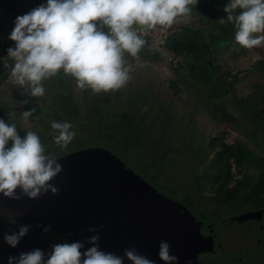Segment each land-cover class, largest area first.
Wrapping results in <instances>:
<instances>
[{"label": "clouds", "instance_id": "clouds-1", "mask_svg": "<svg viewBox=\"0 0 264 264\" xmlns=\"http://www.w3.org/2000/svg\"><path fill=\"white\" fill-rule=\"evenodd\" d=\"M198 3L199 0H47L16 18L8 37L15 46L8 48L0 62L10 68L13 82L32 97L44 96L42 82L61 71L74 78L79 89H91L93 93L115 91L129 80L125 53L137 58L146 43L138 32L157 26L171 28L177 18L189 16L190 6ZM223 11L226 19L218 22L234 25L239 46L253 49L264 45V35H255L264 33V0H230ZM34 111L22 113L25 122ZM51 128L57 133L53 141L61 149H66L76 135L67 121H52ZM45 153L35 132L21 137L15 124L0 119V194L14 201L23 197L38 200L49 192L58 195L59 188L50 182L63 167L55 155ZM9 223L16 225L17 221L10 217ZM30 228L20 224L18 231L4 234V243L15 249ZM50 230L51 225L42 229L44 234ZM88 231L96 234L85 242L54 244L47 258L37 248L8 256L7 264H125V259L129 264H155L134 248L125 249L123 256L102 251L97 230ZM85 243L90 245L86 250ZM158 256L163 264H178L166 241L160 242Z\"/></svg>", "mask_w": 264, "mask_h": 264}, {"label": "rangeland", "instance_id": "rangeland-1", "mask_svg": "<svg viewBox=\"0 0 264 264\" xmlns=\"http://www.w3.org/2000/svg\"><path fill=\"white\" fill-rule=\"evenodd\" d=\"M13 1H15V6H12L11 9L16 10L17 8V11L23 14L28 13L41 4L47 3V0H29V4L17 7V0ZM229 2L230 0H199L196 7L190 6L192 11L189 16L177 19H188L192 22L197 19L202 26L205 27L207 25L209 27L210 23L215 28L217 25H220L218 22L220 19H226V13L223 9ZM2 15L4 16V14ZM16 18L17 16L14 13L11 14V18L8 17L3 20L0 18L1 47L3 46L4 39L8 38L11 34ZM220 26L224 28L217 29L210 37V29L204 32L196 30L193 27L182 28L179 30L181 31L180 33L179 31L178 33H172V37L180 35L189 41L192 37L201 38V36L204 37L206 34L208 42L205 44H209L208 52L213 53L209 56V59L211 60L216 57L214 58L216 61L213 64L219 69L218 72L223 73L225 69L232 76L239 75V70L241 72L246 69V61L249 60L252 52L250 49L242 48L236 44L235 38H233L235 37L233 24L225 23ZM206 54H208L207 50L205 53L198 51L192 55L197 58H205ZM155 58L158 59V55ZM187 59V61L183 60L182 63H188L189 65L193 63L192 57L190 58L189 56ZM248 62L250 63V60ZM62 73L61 71L55 77L43 81L45 94L42 97H35L37 100L42 98L43 100L48 99L50 103L47 106H41L39 102L33 101L34 99L18 95V97H15V100L21 105V108L17 107L13 102L0 103V109L2 107V111L5 112L4 118L0 119L5 120L6 123L15 124L21 137L29 131H33L39 135L42 132V128L39 124L34 125L35 114L41 115L44 123L54 121L51 118L52 111L55 115L61 116L60 112L58 111L57 113L55 109L58 104L52 93H56V84L61 82ZM172 77L174 76L172 75ZM181 78L178 77V79ZM168 79L169 76L166 75V82H168ZM221 80L223 78L220 77ZM220 81L219 83H221ZM158 88V84L151 83L149 89H147V85H143L140 86V89L128 91L126 95L115 90L113 91L115 95L112 101H109V107H103L102 104L106 103V101L101 99H96L91 103L93 95L89 97L84 96L86 102L79 110V120H81L82 124L78 127L77 123L74 124L75 128L72 130L75 132L76 138L81 140H72L66 149H61L60 146L54 143L53 137L57 133L52 131L48 147L49 152H51V155L55 153L68 154L84 146L87 148L89 145L93 148L86 149V151L101 149L108 153L112 159L120 162L125 170L131 172L147 186L152 187L156 191L158 190L157 192L167 200H171L175 204L177 203L183 210L180 213L181 217L187 215L186 211H188V216L193 214L196 219L214 224L211 232L215 233V242L219 240L227 248H233L236 251H240L243 247H251L255 243L252 237L249 240L246 239L244 242H238V237L233 231H251L253 218L249 217L246 219L249 223L245 225L232 224L228 221H233L232 219H235L243 212L252 211L260 207L264 209V205L259 207L256 204H227L218 207L215 203V197H209V192L215 193L216 187L221 184V179L218 178L224 177L225 171L229 168L224 162H220L222 164L221 168L218 170L213 169L212 165L215 163L216 154L221 152V158L226 157L228 159L227 157L231 155L229 152H232V148L228 147V145L224 146L222 138L217 135V132L223 133L222 130L227 128L226 125L221 123L220 126H217L219 128L216 130V125L212 127L209 125V121L213 122L212 117L219 120L218 116L214 114L215 112H212V109L215 111L219 106H223V103L215 102L216 106L212 103L209 106L206 104L207 102H212V89L210 91L209 87V95L207 92L192 93L191 98L197 104V108H193L194 105L191 107L193 114L186 111L183 107H179V105L182 106L180 101H178L180 100V96L174 95L171 91H167L166 93L167 103L165 107L151 109V107L156 105V101L160 100L155 95L156 93L152 94L151 90ZM70 90L72 89L70 88ZM179 95L184 96L186 101L188 100L185 96L186 94L183 92H180ZM117 99L119 103L115 107ZM145 99L151 100L148 102L149 104L143 102ZM170 103H173L174 106L170 107ZM31 106L35 107L33 115L27 122L20 121L19 118L22 117V113L28 111ZM37 106L41 113L38 112ZM147 107L148 109H146ZM241 112L242 114L244 113V111ZM6 115L8 117H5ZM123 118L127 119L124 120ZM113 133L115 136L114 142L108 143L107 141L106 143L99 140L100 134L109 135ZM212 137L213 139H211ZM10 146L11 141L8 147ZM48 148H46V152ZM49 152L47 153L50 154ZM244 182L248 185L254 184L251 176L239 181L238 184L243 185ZM208 197L210 199L209 204L204 201ZM202 201H204L203 204H196ZM198 210H202V212ZM222 220L225 222H222ZM261 225L264 226V219ZM260 235L264 238V231ZM44 238H47L46 241H50L52 244L59 242L57 238L43 236V245H45ZM259 246L261 253L257 254L256 257L262 256L263 258L264 239L261 240ZM226 247L225 250L223 249V252L231 253L230 250H228L229 252L227 251ZM225 255L232 258L230 254ZM239 256L241 257L242 254L239 253Z\"/></svg>", "mask_w": 264, "mask_h": 264}, {"label": "flooded vegetation", "instance_id": "flooded-vegetation-1", "mask_svg": "<svg viewBox=\"0 0 264 264\" xmlns=\"http://www.w3.org/2000/svg\"><path fill=\"white\" fill-rule=\"evenodd\" d=\"M16 4L17 7H22V5L24 6L26 4H29V0H17ZM13 6H15V1ZM13 13L17 17L20 15H24L22 12L19 13L16 8V10L9 11L8 17L11 18V14ZM186 27H193L196 30H202L204 32L210 29L209 37L215 29L210 23L209 27L207 25L205 27L202 26L200 24V21L197 19H195L194 22L188 19H177V22L173 24L171 28H161L160 26H157L156 29L150 30L148 32H138V35H141L146 43L140 50L137 58H133L125 53V67L128 69L129 80L125 84V86L118 89V91L121 93H125L126 95L128 91L140 89V86L147 85V89H149L151 83H156L159 85V88L151 91L153 95L156 93L155 95L159 97L160 100L156 101V104L158 106L156 107L155 105L154 107H165L167 103L166 93L167 91H171L172 93H178L176 95L180 96V100L178 101H180V104L182 106L179 105V107H183L186 111L189 112H191V107L193 105V108H197V104H195L191 98L192 93L198 94V92L202 93L209 90H205L207 86L198 84L190 77L191 73L187 68L188 63H182L183 60H188L187 56L176 55L173 51H171L172 45L178 44L177 46H179L187 42V40H185L180 35L172 37V33H178L180 29ZM180 32L181 31H179V33ZM255 35H264V33ZM202 37L203 36H201V38H191V40H195L194 43L196 44L207 43V35L205 34V36L203 38ZM9 47H14V42L10 41L8 38H5L3 41V46L0 48V51L3 48L5 49V53L2 57L7 56V50ZM250 50L252 52L251 57L249 58L250 63L248 62L249 60L246 61V69L241 72L239 70V75L236 76H232L225 69L223 73L218 72L219 69H217L213 64V62L216 61V59L214 60V58L216 57L211 59L213 68L216 71V75L223 78L222 86L225 94L220 100V103H223V106H219L218 108L226 113V119H222L219 116V120H216L212 117L215 124L209 121V125L211 127L216 125L215 130L219 128L217 126H220L221 123L226 125L227 128L225 130H222L223 133L217 132V135L222 138L224 146L228 145V147L232 148V152H229L230 154L235 153L237 150L241 151V154L243 156V163L240 164L241 166L239 168H236L234 159L229 158V178L219 189V191L215 193H209V197H215V201L224 203L225 205L247 203L256 204L260 207L261 204L264 205V191L261 192L259 189H256V187L259 183L262 182L260 178L262 173H264V45ZM212 54V52H209L208 54H206L205 58L209 60V56H211ZM156 55H158V59L155 58ZM10 63L12 62L10 61ZM195 72H197V69L195 70ZM166 75L169 76L168 82H166L165 80ZM172 75L174 77H172ZM178 77L182 78L178 79ZM61 79V82L56 84V93L51 92L58 104L55 109L57 110V113L58 111L60 112L61 116L55 115L52 111L51 118L52 120L57 122L62 123L67 121L71 123L73 125L72 130H74L75 128L74 124L77 123V127L82 124L81 120H79V110L86 102L85 97L93 95V97H91V103L96 99H101L106 101V103L102 104V106L109 107V101H112V98L115 95L113 91L106 93H93L91 89H79L76 86L75 80L70 76L64 75V73H62ZM70 88L72 90H70ZM180 92L186 94L185 96L188 99L187 101L184 99V96L179 95ZM18 95L26 96V98L28 99H34L33 101L39 102V105L41 106H47L50 103L48 99L43 100L42 98L40 100H37L35 97H32L28 91L20 88L19 85H16L10 77V68H4L3 63L0 62V103L6 104L8 102H13V104H15L17 107H20L21 105L17 102V100H15V97H18ZM149 101L151 100L148 99L147 103ZM31 103L35 104L34 102ZM118 103L119 100L117 99L115 107L118 105ZM211 103L216 106L213 99L212 102H207L206 104L209 106ZM32 109H35V107H29L28 111H31ZM0 110V118H4L5 112L2 111V107ZM37 110L38 112H40L39 107ZM241 111H244V113L242 114ZM212 112L215 111L212 109ZM191 113L193 114V112ZM5 117H8V115H6ZM19 120L24 121L23 117L19 118ZM34 121V125L39 124L42 128V132L38 135L40 137L42 145H44L45 148H48L49 141L52 136L51 133L52 131L56 132V130L51 128L50 122L44 123L42 116L38 113L35 114ZM211 139H213V137ZM75 140L81 139L76 138L75 136L73 141ZM90 148L93 147L86 148L84 146L81 147V149H75L68 154L55 153L53 155H55L57 159H61L71 154L85 152L86 149ZM47 152H49V148ZM47 152L45 154H48ZM49 153L51 154V152ZM250 176L254 180L253 185H248L245 182L243 183V185L238 184L239 181L245 180ZM58 177L59 175L57 176V178ZM52 182H54V180ZM209 197L204 200L207 204H209ZM124 201H126L125 207L130 210L129 217L132 219V216L134 214L133 203L125 200L124 197L115 201L116 205L114 206V210L111 213L117 215L116 210L121 209V205H123ZM204 201L196 204H203ZM40 203L44 204V202ZM55 203V201L47 202L46 206L51 208L55 205ZM39 207L45 206H40L38 200H36V202L33 204L32 201L26 202L22 199L18 201L9 200L7 198H4L3 195L0 194V221H3V219L9 220L10 217L14 219L13 217L20 215V212L23 211L24 214L31 216V219H29L31 225L30 231L35 232L34 230L37 231L38 229L36 225ZM60 207H62L60 203L56 204V208ZM99 208L103 210L104 205L102 204ZM186 212L187 215H184V217L181 218V221H183L186 226L190 225V229L188 231L189 234L185 235L182 238V242L180 243L179 248H173L172 241L174 239L172 237L166 236L164 239L160 237L161 234L159 233L160 236L154 239L157 242L156 248L158 249V251L160 242L166 241L170 245L171 255H174L178 258V264H264V257H256L257 254L261 253V248L259 245L261 243V240L264 239L260 235V233L264 231V226L261 225L264 219L263 208L260 207L252 211L243 212L242 214L237 216L239 217L247 213L253 214V226H251V231H233L238 237V242H244L246 241V239L249 240L250 237H252L253 241L255 242L254 244H252V246L250 245L251 247H243L242 249H240V251H236L233 248H227L226 245L220 243L219 240L218 242H215V249L209 250V234L215 236V233L213 234L211 232V230L214 228V224L206 223L202 220L196 219L194 218L195 216L193 214H190L188 216L189 212ZM200 212H202V210ZM257 212H260L261 214L258 215L256 214ZM222 222L225 221L222 220ZM228 222L238 225H245L246 223H249L247 222V220L244 222L242 221L241 223H237L235 221L233 222L231 220H229ZM20 224L21 223L17 221L16 225L18 227ZM133 230V226L131 225V227L127 228L126 230V239L124 237L118 238L119 242L116 245H118L117 248L119 250L117 248L109 249L107 247H103L100 249L105 252L114 253L118 256H123L125 249H135V243L133 242ZM171 234H174V232L171 231L170 235ZM46 235L54 234L47 233ZM150 237L151 236H147L143 239V242L148 249ZM58 238L60 239V243L68 242L64 237L58 236ZM192 240H195V242H191ZM225 247L227 251L230 250L231 253H226V251L223 252V249L225 250ZM239 253L242 254L241 257L239 256ZM139 254L148 257L146 253ZM225 254L232 255V258L226 256ZM125 264H129L126 259ZM155 264H163V262L159 259L155 260Z\"/></svg>", "mask_w": 264, "mask_h": 264}, {"label": "water", "instance_id": "water-1", "mask_svg": "<svg viewBox=\"0 0 264 264\" xmlns=\"http://www.w3.org/2000/svg\"><path fill=\"white\" fill-rule=\"evenodd\" d=\"M4 53L3 48L0 51V57ZM215 112L222 119H226V113L223 110L218 108ZM58 163L62 165L63 171L58 178H54V182H50L59 188L58 195L52 196L49 192L38 199L39 205L45 206L38 208L37 224L41 227H37L35 232L29 231L19 245L12 249L4 243L3 236L10 231H18V226L10 224L8 219L0 221V264H7V258L10 255L17 256L21 252L37 248L44 251L47 258L52 246L60 243L58 236L64 237L68 243L85 242L96 234L89 232V228L97 230L100 236V248L113 249L118 247L116 244L119 242V237L126 239V230L132 225L135 250L138 253H146L153 261L159 260L157 242L154 239L160 234V237L164 239L166 236L172 237L174 239L172 245L175 249L179 248L182 238L189 234L190 225L186 226L181 221L180 213L183 210L177 203L167 200L152 187L140 181L105 151L96 149L71 154L58 159ZM17 192L19 194V190ZM122 197L133 203L132 219L129 217L130 210L125 207L126 201L123 202L124 206L119 204L122 207L116 210L117 215L111 213L116 205L115 201ZM22 200L32 201L33 204L36 202L27 197H23ZM52 201L56 202L55 205L51 208L47 207L46 203ZM59 203L62 207L56 208V204ZM102 204L103 210L99 208ZM249 217H253V214H244L232 220L242 222ZM13 218L21 224L30 225L31 216L24 214L23 211ZM47 225H51L48 233L54 235H43L42 229ZM171 231L174 234L170 235ZM43 236L57 238L59 242L52 244L44 238L45 245H43ZM147 236H151L149 249L143 242ZM191 242L194 243L195 240ZM215 245V236L209 234V250H214ZM88 247L90 245L85 243L84 250Z\"/></svg>", "mask_w": 264, "mask_h": 264}, {"label": "trees", "instance_id": "trees-1", "mask_svg": "<svg viewBox=\"0 0 264 264\" xmlns=\"http://www.w3.org/2000/svg\"><path fill=\"white\" fill-rule=\"evenodd\" d=\"M13 5H14L13 0H0V18L2 20L8 18V13L10 10H12L11 7ZM2 14H4V16ZM220 25H217V27H215L213 32L217 31V29H219V28H224L223 26H220ZM192 38H194V37H192ZM194 42H195V40L192 41L190 39L186 43L181 44L179 46H177L178 44H174L171 46V51H173L176 55H184L187 57L190 56V58L192 57V59L194 58V61L192 64H190V65L187 64V68L189 69V72L191 73L190 77L193 79V81L197 82L198 84L201 83L202 85L207 86V88L205 90H209L208 87H210V91L212 89L213 101L216 103L217 102L219 103L220 100L222 99V96L225 94V91H224L223 86L221 84L223 80L220 81V77H218L216 75V71L214 70L213 64L211 62L212 60H210V59L208 60L207 58H203V57L197 58L196 56L192 55L198 51L205 53L206 50H207V53H209L208 52L209 51V46H208L209 44L208 45L205 43H197L196 44ZM0 48H1V46H0ZM196 69H197V72H195ZM219 81L221 83H219ZM208 92L209 91H207V94H208ZM143 102L147 103V99H145V101H143ZM147 104H149V103H147ZM157 106L158 105L156 104V107ZM156 107L153 106V107H151V109H156ZM214 114H216L219 117V115L217 113H214ZM123 119L125 120L127 118H123ZM114 139H115L114 133L109 134V135L108 134L107 135H103V134L99 135V140H102L106 143H107V141H108V143H112V142H114ZM90 146L91 145H89L87 147H90ZM220 153L216 154L215 163H214V165H212L213 169H215V170H218L219 168H221L222 164L220 162H224L229 167V164H228L229 158L234 159L236 168H239L241 166L240 164L243 163V156H242L240 150H237L235 153L231 154L229 157H227L228 159H226V157L221 158ZM229 173H230V167L225 171L224 177L218 176L219 177L218 179H221V184L218 187H216L217 188L216 192L219 191V189L227 181V179L229 178L228 177ZM214 179H216V177H214ZM260 179L262 180V182L257 185L256 189H259L261 192H263L264 191V173H262ZM215 203L218 207H222L223 205H225L224 203L217 202V201H215ZM233 205H237V204H233ZM260 206H263V204H261Z\"/></svg>", "mask_w": 264, "mask_h": 264}, {"label": "crops", "instance_id": "crops-1", "mask_svg": "<svg viewBox=\"0 0 264 264\" xmlns=\"http://www.w3.org/2000/svg\"><path fill=\"white\" fill-rule=\"evenodd\" d=\"M174 95H176V93H173ZM174 106V104L172 103L170 107ZM147 109V108H146Z\"/></svg>", "mask_w": 264, "mask_h": 264}]
</instances>
